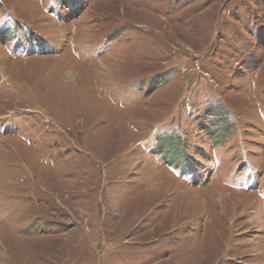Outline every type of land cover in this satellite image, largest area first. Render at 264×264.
<instances>
[{
	"label": "rangeland",
	"instance_id": "obj_1",
	"mask_svg": "<svg viewBox=\"0 0 264 264\" xmlns=\"http://www.w3.org/2000/svg\"><path fill=\"white\" fill-rule=\"evenodd\" d=\"M244 157L264 0H0V264H264Z\"/></svg>",
	"mask_w": 264,
	"mask_h": 264
}]
</instances>
